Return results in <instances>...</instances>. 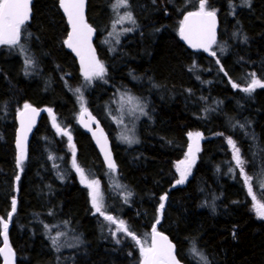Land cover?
Segmentation results:
<instances>
[{"label":"trees","instance_id":"1","mask_svg":"<svg viewBox=\"0 0 264 264\" xmlns=\"http://www.w3.org/2000/svg\"><path fill=\"white\" fill-rule=\"evenodd\" d=\"M57 3L32 0L18 44L0 45V219L10 223L15 264H141L139 244L118 231L119 221L141 242L156 224L183 264H204L194 246L207 264H264V219L251 207L253 196L264 203V87L243 91L252 73L264 82V0H207L219 21L211 54L190 50L178 35L183 16L198 11L200 0H128L134 22L113 50L100 31L110 0H87L104 67L92 81L65 47L67 25ZM79 86L85 108L110 138L113 171L131 193L113 206L114 194L106 193L105 214L117 223L91 202L88 183L98 181L106 190L108 169L77 124ZM116 89L135 94L148 109L131 147L114 143L104 114ZM25 104L50 108L54 124L41 115L18 165L14 117ZM190 133H202V144L184 183L177 184ZM229 138L240 150L243 174ZM64 229L82 237L77 248L50 242ZM2 230L0 224V244Z\"/></svg>","mask_w":264,"mask_h":264},{"label":"snow or ice","instance_id":"2","mask_svg":"<svg viewBox=\"0 0 264 264\" xmlns=\"http://www.w3.org/2000/svg\"><path fill=\"white\" fill-rule=\"evenodd\" d=\"M247 2V0H245ZM128 0H116V4H114V8H119L121 6L127 7ZM60 6L64 9V12L67 14L68 22L71 25L72 31L69 33L67 40L65 43L68 47L73 48L74 51L77 52V55L81 57L82 70L84 72L86 79H91L94 76L102 77L104 74L103 65L95 59L94 50L91 48L90 38L92 34V28L85 22L84 20V0H60ZM30 0H0V45H16L21 39L22 34V26L30 19ZM124 20L133 21V17L131 12H127L124 16L120 17L117 23L123 22ZM195 21V23H193ZM215 23H216V12L215 10L208 11L207 10V0H200L199 10L196 12H189L187 16H185L184 21L181 23L180 34L189 43L192 44L193 47H203L205 49L209 48L212 44L216 43V34H215ZM111 35V34H110ZM89 53V57L86 60L85 53ZM215 55V53H213ZM26 64H31L32 61L30 59H26ZM251 83L243 89V91L247 93L253 92L257 87H264V82L257 79L255 73H252ZM233 87H239V85L233 83ZM79 92V89L76 90ZM132 99V98H129ZM25 110H31L32 113H35L37 110L32 109L31 105L25 104ZM49 111H51L49 109ZM140 111L143 112V108H140ZM25 112L21 113V123L22 127L24 124V116ZM30 128V123H29ZM190 136H195L198 140L200 137L199 133L189 134ZM71 139V137H69ZM129 143L132 140L129 137H124ZM26 137L21 135L17 138V148H18V157L17 164L22 165L25 155H26V147H25ZM99 142V141H98ZM228 143L232 145L234 159L236 164L240 166L241 173L243 174V160L240 156V150L236 147L235 142L229 138ZM198 150V148H197ZM191 155V148H190ZM106 159H108L109 167L115 168V164L110 159V154H106ZM193 160H189L186 164V167L181 171L180 179L176 181L177 184L184 183L188 172L191 168V163ZM75 163V161H74ZM182 165L185 164V161L180 162ZM77 171L81 173L83 178V170L77 167ZM250 177L245 176L246 183L250 180ZM17 180H19V176H17ZM83 182V179H82ZM88 187L91 189V199L93 207L96 212L105 216V219L117 223L115 218L111 215H106L103 211L104 205L102 202V197L100 196L98 189V182L92 181L88 183ZM252 192L251 185H249V193ZM127 196H131V193H127ZM166 199V195L161 197L160 209L164 208L163 201ZM254 201V210L258 217L264 218V203H261L256 200V197L253 196ZM16 211V200L12 201V212L9 213V219H11L12 214ZM159 223V220H157ZM0 224L3 227V236H4V248H0V253H4L6 261L9 260L10 257L14 256L11 248L8 246V238H7V229L8 223L4 222L0 219ZM118 231H123L127 233V235L132 236L136 243L140 245V253L142 257L141 264H179L174 255V245L168 241V238L164 236L162 233L156 231L155 225L152 230V239L151 245L149 247H145L144 244L140 241L138 237L135 236L134 233L128 230V227L125 225L124 221L118 222ZM53 237L52 241L55 245L57 243L58 236ZM192 252L200 257L204 264H207V258L199 253L195 246L192 249Z\"/></svg>","mask_w":264,"mask_h":264},{"label":"rangeland","instance_id":"3","mask_svg":"<svg viewBox=\"0 0 264 264\" xmlns=\"http://www.w3.org/2000/svg\"><path fill=\"white\" fill-rule=\"evenodd\" d=\"M110 2L111 3L107 13L108 20L105 24L101 25L100 31L102 32L104 45L108 49L113 50L119 45V42L123 39V37L131 31L130 25L132 21L124 20L123 22L117 23L120 17L124 16L127 12H130L128 8L129 4H127V7L121 6L119 8H114L113 6L116 4V0H110ZM93 79L94 77L90 80H85L92 81ZM77 89H79V92L76 91ZM74 92L80 111L85 108L86 103V100L83 97V87L79 86L75 88ZM140 108H143V112L140 111ZM104 110L110 130L113 132L112 137L114 143L126 147L135 145L138 142V130L140 123L148 120V109L145 103H143L138 96L131 92L116 89L113 96L108 97L105 101ZM124 137H129L132 142L129 143L124 139ZM182 169L183 168H181V170ZM106 175H108L109 179L107 184L108 188L106 190H103V188L101 189L100 183L96 181L98 182V189L100 196L102 197L104 205L103 211L105 213H107L106 193L109 192L115 196V199L110 200L111 206L116 204L119 199H122V201L128 200L126 188L119 180L116 171L108 170ZM253 205L251 207L254 215L259 219H264L257 216ZM58 233L61 234L58 236L56 243L59 248H77L82 242L81 236L71 234L68 229L58 231L54 236H52V238L57 237ZM52 238L50 239V242H53ZM142 243L145 247H149L151 245L150 235H145Z\"/></svg>","mask_w":264,"mask_h":264},{"label":"water","instance_id":"4","mask_svg":"<svg viewBox=\"0 0 264 264\" xmlns=\"http://www.w3.org/2000/svg\"><path fill=\"white\" fill-rule=\"evenodd\" d=\"M31 2H32V0H30V10H31ZM57 5H58V9L61 12L62 16L64 17L66 25H67V34H66V37L64 39L65 47L74 56V58L76 59L77 65H78V69L82 73H84L83 70H82L81 57L79 55H77V52L74 51L73 48L68 47V45L65 43V41L68 38L69 33L72 31V28H71V25L68 22L67 14L64 12V9L60 6V0H58ZM190 12H196V11H190ZM188 13H186L183 16L182 21H184V18H185V16H187ZM31 14H32V11H30V18H31ZM83 14H84L85 22L93 30L92 34H91V38H90V44H91V48L94 50L95 59L100 62L98 54H97V51H96V47H95V44H94V39L96 37V28L93 25H91L88 22V19H87V0H84ZM193 23H195V21H193ZM218 27H219V21H218V16L216 14V23H215L216 40H217V37H218ZM180 28H181V25L179 26V30H178L180 40L190 50H192L194 52H204L205 54H211V48H212L213 44L207 49H205L203 47H193L192 44L189 43L188 40H186L183 36H181ZM89 55H90L89 53H87V52L85 53L86 60L88 59ZM29 105H31L32 109H36L37 111L35 113H32L30 109L29 110H25V108H24L25 105H23L16 112L15 117H14L15 125H16L15 131H14V146H15L17 154H18V151H19L18 148H17V138H18V136L23 135V136L26 137L25 147H26V154H27V148H28V144H29L30 138H31V136H32V134L34 132V129L37 126V124H38V122L40 120V117H41V115L43 113L49 115L50 122L52 124H54V113H53V111L50 108H48V107H37V106H35L33 104H29ZM49 109L51 111H49ZM22 112L26 113V115L23 118L24 119L23 127H22V123H21V120H22L21 113ZM76 121H77V124L81 127V129L87 135H89V137L91 138L92 143H93V145H94V147H95V149H96V151H97V153H98V155H99L104 167L107 168V169H113V168L109 167L108 159H106V154H110V159L115 164V168H116V161H115V158H114V153H113V150H112V144H111L110 138H109L105 128L103 127L102 123L96 117V115L91 110H89L87 108H84V109H82V110H80L78 112L77 117H76ZM29 123H30V128H29ZM55 128H56L57 132L60 133V129L57 128V127H55ZM199 134H200V137L198 138V140L195 138L194 135L193 136H189V144H188V147L186 149V159L184 160L185 164L182 165L183 169L186 167V164H187V162L189 160H193L194 159V162L196 160V152L198 151L197 148L198 149L200 148V146L202 144V140H203V134L202 133H199ZM70 142H71V139H70ZM190 148H191V155H190ZM72 162H73V167H74L75 171L77 173H80L79 171H77V167H76V165L74 163L73 156H72ZM194 162L191 163V168L193 167ZM7 223H8V228H9L10 223L9 222H7ZM154 225H155L156 231L159 232V233H162L164 236H166L168 238V241H170L171 244L174 245V255L176 257V260L179 262V264H183L177 258L176 247H175V244L173 243V241H171L170 238L165 233H163L160 230H158L157 227H156V224H154ZM153 226L151 227V230H150V239H152ZM1 238H2V240H1L0 248H4L5 244H4L3 230L1 232ZM7 238H8V240H7L8 246L11 248L12 253H14V250L11 247L10 242H9L8 229H7ZM0 261H1V264H15V253H14V256L10 257L9 260H7V261L5 259L4 253H0Z\"/></svg>","mask_w":264,"mask_h":264}]
</instances>
